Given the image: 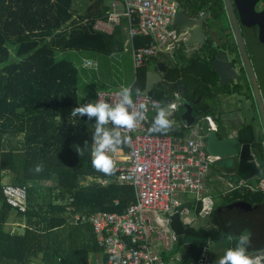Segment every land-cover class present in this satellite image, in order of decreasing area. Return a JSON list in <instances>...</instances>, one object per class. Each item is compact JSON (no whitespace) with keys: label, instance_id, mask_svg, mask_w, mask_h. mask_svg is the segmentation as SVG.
I'll use <instances>...</instances> for the list:
<instances>
[{"label":"trees","instance_id":"16d2710c","mask_svg":"<svg viewBox=\"0 0 264 264\" xmlns=\"http://www.w3.org/2000/svg\"><path fill=\"white\" fill-rule=\"evenodd\" d=\"M188 1L195 14L206 12L210 21L225 15L223 0ZM105 16L92 5L75 20L73 0H0V264H89L90 256L101 254L107 264L108 256L96 243L92 227L75 223L73 216L99 211L121 214L133 199V190L112 181L105 186L96 182L117 173L106 176L92 166L95 119L63 114V109L76 105L77 70L71 60L55 57L58 49H90L109 55L120 52L124 40L121 26L110 34L92 29L94 20ZM150 41L138 36L133 45L141 47ZM227 42L235 54L230 34ZM9 46H14L12 54ZM183 47L149 94L167 105L178 92L200 119L213 118L218 96L243 95L252 111L245 113L243 124L234 127V139L249 144L257 160L264 163V134L244 69L235 85H221L211 68L220 46L206 36L189 57ZM155 61L134 71L133 89L143 91L146 71ZM198 96L200 102L195 103ZM187 131L174 127L166 134L153 135L183 137ZM120 149L127 151L126 146ZM37 164L43 165V171H34ZM225 167L237 179L235 161ZM4 177L8 184L26 187L23 213L4 201ZM256 180L264 181V169ZM221 199L207 214V227L189 228L177 239L181 247L177 264H194L207 242L226 241L229 234L235 238L245 230L252 241L248 253L264 250V192L237 188ZM192 213L196 217L201 214L200 203ZM11 220L24 226L23 234L12 233ZM185 237L186 242L182 240ZM234 244L235 240L231 246Z\"/></svg>","mask_w":264,"mask_h":264},{"label":"built area","instance_id":"2783aa9c","mask_svg":"<svg viewBox=\"0 0 264 264\" xmlns=\"http://www.w3.org/2000/svg\"><path fill=\"white\" fill-rule=\"evenodd\" d=\"M119 2L122 12H114V4L111 3L106 18L94 21L92 29L110 34L113 28L120 24L119 20L122 18L125 41L130 46L134 71L147 66L161 55L173 60L181 46H185L188 36L175 26L179 7L176 0H119ZM138 36L148 37L151 41L145 46L134 47V38ZM82 66L93 67L95 63L86 60ZM118 92L119 90L98 91L96 100L104 99L109 103H115L118 100ZM133 99L137 104L147 105V119L127 133L131 137V143L126 145V164H116L117 174L111 180L117 184L131 186L133 199L121 214L99 211L88 216L75 214L73 220L75 223H87L92 227L97 244L109 257L108 264H112L110 256L113 254L120 258L119 264H167L163 256H155L151 252L145 216L156 213L170 216L178 213L181 205L177 197L180 194L190 195L195 201L202 200L204 179L209 169V156L205 152V139L199 135L197 128V132L187 137L150 134L148 123L151 114L155 113L152 105L159 101L149 93L142 92L138 97L133 92ZM181 104L179 93H174L172 102L167 104L175 106L170 113L173 122L177 106ZM201 120L207 124L209 130H215L211 117H204ZM110 155L116 162L115 153ZM242 186L264 191V184L258 181L251 185L241 181L232 189ZM1 192L4 201L12 209L20 213L26 210L25 186L4 183ZM208 211L209 207H205L202 212L205 215ZM188 214L189 211L186 209L179 212L181 217H187ZM221 242H225L227 248L231 246L228 240ZM212 244L215 243H206L194 264H214L211 255L207 254ZM205 248L208 250L205 251ZM251 255L256 264H262L264 250L253 252Z\"/></svg>","mask_w":264,"mask_h":264},{"label":"water","instance_id":"95a60500","mask_svg":"<svg viewBox=\"0 0 264 264\" xmlns=\"http://www.w3.org/2000/svg\"><path fill=\"white\" fill-rule=\"evenodd\" d=\"M178 2V13L175 20V26L180 27L184 32H186L188 38L185 42L186 47L202 45L205 41V25L210 20L208 13L199 12L194 13L193 6L188 0H176ZM237 1V6H239V21L241 26L244 28L245 32V19L246 13L253 17L251 20L252 34L254 36V41L256 47L260 49V52L264 55V12L256 13L251 9L242 10ZM225 14L230 24V30L232 37L235 42L237 53H239L240 59L246 71L248 81L253 94L256 110L258 117L260 119L262 131L264 134V102L262 100L259 84L256 80L255 73L250 64L245 51L244 40L240 33L239 27L234 16V10L231 0H223ZM258 27V36L255 37L253 27ZM247 44H249V37H247ZM254 46V45H253ZM231 64L226 60L224 53H219L212 61L211 68L219 76V83L221 85L225 84L227 81H232L235 78V72L230 68ZM168 67L163 62H158L156 64V72L146 71L145 86L142 93H149L152 86L157 84L162 80V74H165ZM200 96H198L195 103L199 101ZM183 112L180 115L181 122L187 129L197 128L199 135L205 139V152L211 158H235L236 168L235 172L242 180L253 179L258 176L260 169H264V163L257 160V157L251 146L249 144H241L234 138H224L219 139L214 130H209L206 123L194 115L192 110V105L188 103L182 104ZM154 115L149 119L148 127H150V121ZM176 124V122H174ZM232 161V160H230ZM183 209H189V206H181L178 208V213L169 217L168 227L169 230L176 238H182L186 234V230L189 229V225H185L181 219L179 212ZM214 219V218H213ZM264 264V259L262 260Z\"/></svg>","mask_w":264,"mask_h":264},{"label":"rangeland","instance_id":"374dc122","mask_svg":"<svg viewBox=\"0 0 264 264\" xmlns=\"http://www.w3.org/2000/svg\"><path fill=\"white\" fill-rule=\"evenodd\" d=\"M234 6H237V1L233 0ZM239 7V6H237ZM239 9V8H237ZM210 23V20L208 21ZM227 28V26H226ZM10 54L14 51V46H9ZM56 59H68L71 60L75 65L77 70V101L76 105L71 108L63 109V114L65 116L71 117V111L73 108L88 103L95 102L96 94L98 91L105 90H120L121 86L130 85L134 78V68L132 64L131 51L130 46L126 44L125 39L123 40L122 50L120 52L114 54H103L94 50H74V49H58L55 51ZM161 59L166 60L165 57H161ZM86 60H90L95 63L93 67L82 66V63ZM167 61V60H166ZM154 63L148 66L150 71H155ZM256 66V74L257 80L261 87V94L264 100V62L260 60H255ZM239 101L241 98H237L236 96H229L225 98L223 104L226 105L229 113L237 114L235 110H239L241 108ZM244 108V107H243ZM181 111V109L179 110ZM182 112V111H181ZM239 115V114H237ZM232 115H230L231 119ZM262 128V127H261ZM195 129L191 128L187 131L185 136H189ZM228 159V158H227ZM232 161H235V158H229ZM209 193L210 196L209 203L210 205L216 206L218 203H221L222 199L220 195L226 189V184L224 182H220L216 179V169L221 168V172L224 174H229L226 167H220L219 161L215 160V158H209ZM229 164V161L227 162ZM227 164V165H228ZM5 181V177L2 179V182ZM225 182H228V177H225ZM232 185V184H230ZM180 200L187 199L192 201L190 195L180 194L177 197ZM148 223L145 224L148 232V238L150 242V249L153 255L155 256H163L168 264L173 263L172 260L175 256H180L178 248L179 241L173 242L172 237L173 234L169 230L168 227V218L167 214L156 213V214H148ZM208 222L207 216H199L196 217L191 214L184 218V223L188 224L191 229L195 230L203 225H206ZM184 242L187 241V238H183ZM225 242H218L212 244L211 250L207 252V254L211 255L212 263L215 264V261L219 256L224 254L226 249ZM250 256L251 253H248ZM101 256V255H98ZM251 255L250 257H252ZM176 259V257L174 258ZM100 264V263H99ZM177 264V263H176Z\"/></svg>","mask_w":264,"mask_h":264},{"label":"clouds","instance_id":"9594fccd","mask_svg":"<svg viewBox=\"0 0 264 264\" xmlns=\"http://www.w3.org/2000/svg\"><path fill=\"white\" fill-rule=\"evenodd\" d=\"M134 91L137 97L141 95L140 88L133 89L132 85H122L117 93L118 100L115 103L97 99L96 102L79 105L71 111V117L95 119L91 162L95 170L106 176L114 175L117 171L116 162L110 153H116L123 146L130 145L131 137L127 133L147 119L148 107L144 103L137 104L134 101ZM174 107V105H164L159 102L152 105L155 115L148 128L150 134H166L174 130V122L170 119V113ZM84 146H87V141ZM78 153L83 155V151ZM34 171L36 173L43 171V165H35ZM227 240L229 242L235 240V244L226 248L224 254L217 258L215 264H256V261L248 255V249L252 243L250 232L245 230L235 238L229 234ZM207 250L205 248V251ZM119 261L120 258L117 255L110 256L112 264H119Z\"/></svg>","mask_w":264,"mask_h":264},{"label":"flooded vegetation","instance_id":"af4514ba","mask_svg":"<svg viewBox=\"0 0 264 264\" xmlns=\"http://www.w3.org/2000/svg\"><path fill=\"white\" fill-rule=\"evenodd\" d=\"M231 2L233 5V10H234L233 13L235 16L237 27H239L240 33H241L243 40H244V46H245V51L247 53V57L250 61V64L253 68V71L255 73V77L257 80L255 60L258 59L261 62H264V55L260 52V49L256 47V43L254 41V36L252 34V28H250L251 27V20L253 19V17L247 13H246V17H244V19H245L244 22L246 25L245 32L247 31V33L245 34L244 28L241 26L240 21H239V9H237L239 7L234 6L233 0H231ZM239 5L242 8V10H247V8L251 9V6H252V9L254 12H256V13L264 12V0H240ZM210 22L212 23L210 26H209L210 23H206L204 33L213 39V42L215 45L220 46V53H224L226 56V60L231 64L230 68L235 72V78H234V80L227 81L225 83L233 86L237 83V79L240 78L241 70L244 69V66H243L242 61L240 59L239 53H237L235 42H234V39H233L232 34H231L229 21L227 19L226 14H225L221 19L210 21ZM226 26H227V28H226ZM253 31H254L255 37H257L258 36V27L256 25L253 27ZM229 34L231 35V38H232V43L234 46L235 54L230 49L231 45L227 42ZM247 37H249V44L250 45L247 44V41H246ZM244 71H245V69H244ZM245 74H246V71H245ZM246 78L248 81L247 74H246ZM257 82H258V80H257ZM248 83H249V81H248ZM258 84H259V82H258ZM249 86H250V84H249ZM259 88H260V92H261L260 85H259ZM250 90H251V87H250ZM251 93H252V91H251ZM229 96H236L237 98H241V101H239L241 108H239V110H235V112L239 115L234 114V112L229 113V110L225 109L226 105L223 104V101L225 100V98H227ZM252 96H253V94H252ZM261 96H262V94H261ZM253 100H254V98H253ZM262 100H263V96H262ZM198 102H200V98H199ZM218 102H219V104L216 105V107L214 108V111H213V113H214L213 118L211 117L212 121L214 123V127H215L214 131H215V133L219 139L234 138V130H233L234 127L243 124L245 122V113H250L252 111V109L250 107V102L246 101L243 95L236 94V93L218 96ZM263 102H264V100H263ZM180 109L182 110V104L177 106V111H179ZM192 110H193V107H192ZM193 113H194V111H193ZM180 115H181V113H180ZM180 115L179 114L177 116L175 115L174 120L176 121V123L181 122ZM230 115H232L231 119H229ZM197 118L199 121L202 119V118L200 119L199 117H197ZM258 120L260 123L259 117H258ZM215 160L219 161L220 167H225L228 164L227 162L230 161L229 158L228 159L227 158H222V159L215 158Z\"/></svg>","mask_w":264,"mask_h":264},{"label":"crops","instance_id":"0c3cea01","mask_svg":"<svg viewBox=\"0 0 264 264\" xmlns=\"http://www.w3.org/2000/svg\"><path fill=\"white\" fill-rule=\"evenodd\" d=\"M111 3H113L114 4V6H113V11L114 12H116V13H121L122 12V7H121V4H120V2H119V0H73V12H74V19L75 20H77L78 19V17L79 16H81L82 15V13H83V11L85 10V9H88L89 7H91L92 5H94L97 9H99V10H102L103 11V13L106 15L108 12H110V4ZM202 13V12H201ZM105 18H106V16H105ZM96 20H104V19H100V18H98V19H95L94 21H96ZM119 25L118 26H121V30H122V32H123V34H124V39H125V33H124V28H123V24H124V21H123V19L122 18H120V20H119ZM118 26H115V27H118ZM114 27V28H115ZM113 28V29H114ZM180 30H182L180 27H178ZM113 31V30H112ZM111 31V32H112ZM206 36H208L207 34H205V38H206ZM201 45H196V46H191V47H186V46H184L183 48V52H184V54H185V56L186 57H189L192 53H194L195 51H197L198 49H199V47H200ZM181 50V49H180ZM179 50V51H180ZM178 51V52H179ZM177 52V53H178ZM177 53L175 54V56H174V59L173 60H171V59H169L167 56H164V55H161V57H165L166 58V60H163V59H161V57H159L158 59H157V61H155V62H152V63H154V69H155V71H153V72H156V64L158 63V62H163L165 65H167V67L169 68V64H173L174 63V61H175V57H176V55H177ZM151 63V64H152ZM168 70V69H167ZM148 71H150L149 69H148ZM167 72V71H166ZM162 75H164V74H162ZM161 75V76H162ZM130 85H132V83L130 84ZM176 93V92H175ZM179 96H180V94H179ZM180 101H181V97H180ZM95 102H96V100H95ZM181 103L183 104V103H185V102H182L181 101ZM182 112H183V109L181 110ZM181 111H176L175 112V115L177 114H179L180 115V113H182ZM152 115H155V113H153V114H151V116ZM175 115H174V117H175ZM150 116V117H151ZM210 117V116H209ZM174 120V119H173ZM174 122H176L175 120H174ZM174 127L175 128H177V129H180L181 127H184V124L182 123V122H179V123H176V124H174ZM195 130L192 132V133H190L189 134V136L191 135V134H194L195 132H197V130H196V128H194ZM189 130V129H188ZM183 137H186V136H183ZM125 154H126V151H124V150H122V149H119L116 153H115V157H116V164L117 165H125L126 164V162H125ZM230 162V161H229ZM221 170V168L220 169H216V171H215V173H216V179L217 180H219L220 182H224L225 184H226V189L223 191V193L220 195V198L223 196V195H225V193H227L229 190H233V189H237V188H244L243 186L242 187H237V188H233L232 189V187H235L237 184H239L241 181H243L244 183H246V184H248V185H251V184H254V183H256L257 182V180H256V178L257 177H255V178H253V179H249V180H242L239 176H237V179H235V178H233V176H234V172H228L229 174H224L223 172H221L220 171ZM237 175V174H236ZM225 177H228V181H229V184H228V182H225L224 181V179H225ZM113 178H111V179H98L96 182H98V183H100L101 185H103V186H105V185H108V184H110L111 183V180H112ZM90 178L86 181V183L88 184V183H90ZM104 181H106V183H104ZM7 182V178L5 177V181L3 182V183H6ZM115 183V182H114ZM117 184V183H116ZM230 184H232V185H230ZM262 184H264V181H262ZM117 185H121V184H117ZM122 185H125V184H122ZM209 185H210V182H209V171H208V173H207V175H206V177H205V179H204V188H203V192H202V200H200V201H195V199L191 196V198H192V201H189V200H187V199H183V200H180L179 199V203H180V205L181 206H189V209H188V211H189V214H188V216L191 214V212H193V208H194V205H196L197 203H200L201 204V214L199 215V216H207V214L209 213V211H210V209L212 208V207H216V206H219L221 203H218L216 206H213V205H210V203H209V199H210V196L208 195V193H209ZM128 186V185H127ZM246 188V187H245ZM133 190V189H132ZM257 190H260V189H257ZM262 191V190H261ZM264 192V191H263ZM183 195V194H182ZM185 195H187V194H185ZM211 200V199H210ZM208 203H209V205H208ZM180 206V207H181ZM205 207H209V211H208V213H206L205 215H204V213L202 212L203 211V209L205 208ZM187 210V209H186ZM172 215H174V214H172ZM172 215H170V216H172ZM148 214L145 216V223L147 224L148 223V221H147V219H148ZM169 216V217H170ZM187 216V217H188ZM198 216V217H199ZM181 217V216H180ZM184 218H186V217H181V219L183 220V222H184ZM168 220H169V218H168ZM169 224V223H168ZM185 224V223H184ZM208 222L206 223V225H203V226H201V227H207L208 226ZM185 225H188V224H185ZM10 226H11V231H12V233H14V234H18V235H21V234H23V230H24V226L21 224V223H19L17 220H11L10 221ZM189 228H190V226H189ZM200 228V227H199ZM198 229V228H197ZM196 230V229H195ZM174 236V235H173ZM177 239L178 238H176L175 236L174 237H172V241L173 242H176L177 241ZM97 243V242H96ZM104 252V251H103ZM179 253H180V251H179ZM105 254V253H104ZM106 255V254H105ZM108 256V255H107ZM176 257V259H174ZM174 258H173V260H172V262L173 263H170V264H176V262H178L179 260H178V256H175ZM179 258H180V256H179ZM108 261H109V257H108V260H107V264H108ZM104 264L103 263V256H102V254H101V256H98V255H96V256H90L89 257V264ZM168 264V263H167Z\"/></svg>","mask_w":264,"mask_h":264}]
</instances>
